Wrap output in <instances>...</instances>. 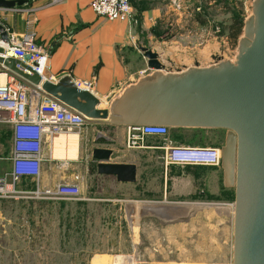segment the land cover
Segmentation results:
<instances>
[{
  "label": "rangeland",
  "instance_id": "obj_1",
  "mask_svg": "<svg viewBox=\"0 0 264 264\" xmlns=\"http://www.w3.org/2000/svg\"><path fill=\"white\" fill-rule=\"evenodd\" d=\"M189 1L173 17L170 31L172 40L185 49L176 45L163 49L166 70L233 61L244 30L233 42L229 27L235 19L244 26L253 0H216L211 5L206 0L203 16L194 11L198 4L202 13V4ZM218 53L220 61L212 57ZM224 138L220 131L205 137L203 143L222 146ZM9 148L10 134L2 127L0 154H7ZM67 162L55 161L60 174L66 173ZM172 170L178 173L181 168ZM198 171L206 176L211 168ZM224 194L216 201H208L210 195L204 193L194 194L193 200L204 197L197 203L183 199L136 203L124 198L103 207L82 197H0V264H232L234 193L231 189L228 197Z\"/></svg>",
  "mask_w": 264,
  "mask_h": 264
},
{
  "label": "crops",
  "instance_id": "obj_2",
  "mask_svg": "<svg viewBox=\"0 0 264 264\" xmlns=\"http://www.w3.org/2000/svg\"><path fill=\"white\" fill-rule=\"evenodd\" d=\"M49 1L25 0L23 3H26L25 7L34 9L37 42L49 53L47 73L55 81L65 76L74 83L91 81L92 93L100 102L99 108H108L134 75L149 73L146 59L139 51L140 46L158 53L163 63V49L167 45L185 49L177 40H172L173 17L179 14L172 11L166 0H130L132 13L137 19V24L131 27L126 21H110L97 16L90 7L91 0ZM217 1L209 0L208 4ZM195 3L202 4V13L199 14L203 16L206 0H196ZM24 17V13L5 10L0 12V23L15 32H22ZM175 21L178 22L177 19ZM220 131L225 135L223 129L170 128L167 137L146 136L137 146L127 147V126L86 122L76 131L79 138L77 158L66 160V173H59L55 164L59 159H53L50 154L56 136L46 139L41 181L43 185H54L74 182L75 179L83 200L102 207L116 205L124 198L136 203H172L180 199L197 203L204 197L193 200L192 195L202 196L203 193L210 195L208 201H216L222 193L227 197L231 189L234 193L232 187L224 185L221 167H208L211 168L210 174L203 176L198 171L203 166H164L162 155L167 141L185 144L182 139L193 136L204 139ZM100 138L105 141H99ZM94 148L111 149L110 162L134 164L136 180L121 182L115 176L99 174L98 162L92 158ZM177 167L181 170L173 172L172 168ZM203 187L206 192L200 191Z\"/></svg>",
  "mask_w": 264,
  "mask_h": 264
},
{
  "label": "water",
  "instance_id": "obj_3",
  "mask_svg": "<svg viewBox=\"0 0 264 264\" xmlns=\"http://www.w3.org/2000/svg\"><path fill=\"white\" fill-rule=\"evenodd\" d=\"M24 2L0 0V7ZM251 8L233 61L168 71L158 53L140 46L147 68L153 71L134 75L108 108H99V99L68 76L42 81L29 65L14 57H0V63L32 84H40L46 94L84 116L85 122L225 130L220 167L224 185L234 189L232 264H264V0H253ZM1 37L5 38L4 32ZM111 155V149L92 150L97 172L134 182L136 166L110 162Z\"/></svg>",
  "mask_w": 264,
  "mask_h": 264
},
{
  "label": "built area",
  "instance_id": "obj_4",
  "mask_svg": "<svg viewBox=\"0 0 264 264\" xmlns=\"http://www.w3.org/2000/svg\"><path fill=\"white\" fill-rule=\"evenodd\" d=\"M60 0H50L55 3ZM173 12L185 10L189 0H166ZM245 1L246 0H240ZM23 5L0 7V12L9 10L25 14L22 32H15L2 25L0 29V57H14L31 67L42 81L55 79L48 75V50L37 42L34 9ZM92 11L106 20L126 21L130 27L137 24L130 0H91ZM195 12L201 7L195 6ZM5 33V38L1 33ZM218 33L219 29H215ZM237 54L234 53L235 57ZM222 59L220 53L213 55ZM235 59V58H234ZM18 68L26 71L17 65ZM3 78V81H1ZM92 82L77 81L76 86L92 91ZM84 116L67 109L61 102L46 94L40 84L34 85L0 63V127L10 134L7 154H0V197H22L31 200H55L81 198V190L75 182L43 185L42 165L45 161L43 147L46 139L60 133L76 132L85 124ZM170 127L165 125L127 126V147H135L146 136L167 137ZM162 162L164 166L220 167L221 146L185 147V144L164 143ZM3 163L8 168L4 169ZM233 203L231 204V208Z\"/></svg>",
  "mask_w": 264,
  "mask_h": 264
},
{
  "label": "bare ground",
  "instance_id": "obj_5",
  "mask_svg": "<svg viewBox=\"0 0 264 264\" xmlns=\"http://www.w3.org/2000/svg\"><path fill=\"white\" fill-rule=\"evenodd\" d=\"M3 81V78H1ZM78 135L76 132H70L65 135H59L54 138V144L51 150V157L59 160H69L77 158ZM233 210V206H232Z\"/></svg>",
  "mask_w": 264,
  "mask_h": 264
},
{
  "label": "trees",
  "instance_id": "obj_6",
  "mask_svg": "<svg viewBox=\"0 0 264 264\" xmlns=\"http://www.w3.org/2000/svg\"><path fill=\"white\" fill-rule=\"evenodd\" d=\"M243 23L238 20H234L233 23L229 27V33L228 36L231 41L236 42L237 38L239 37L241 31H242ZM173 130V129H172ZM178 139L181 137L176 136ZM183 142H185L186 145H191V146H204L203 143V138L201 137H191L190 139H182ZM187 142V143H186ZM184 144V143H183Z\"/></svg>",
  "mask_w": 264,
  "mask_h": 264
}]
</instances>
